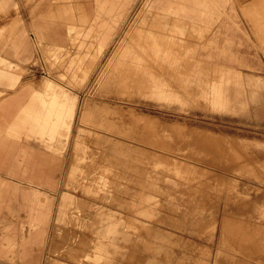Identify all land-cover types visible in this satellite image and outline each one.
I'll return each mask as SVG.
<instances>
[{
    "label": "rangeland",
    "instance_id": "1",
    "mask_svg": "<svg viewBox=\"0 0 264 264\" xmlns=\"http://www.w3.org/2000/svg\"><path fill=\"white\" fill-rule=\"evenodd\" d=\"M22 1L35 3L31 19L79 9L75 0ZM207 1L216 10L219 0ZM243 1L234 0L228 31L241 50L216 48L194 22L193 0H154L146 10L138 1L102 52L83 27L60 50L36 33L30 39L23 63L91 103L57 153L53 212L35 263L264 264V55L251 42L259 25L238 6ZM184 4L192 7L186 15ZM53 24L64 36L66 26ZM64 191L72 199L56 221ZM101 210L115 214L118 231L110 259L96 262L87 255L103 230Z\"/></svg>",
    "mask_w": 264,
    "mask_h": 264
},
{
    "label": "crops",
    "instance_id": "2",
    "mask_svg": "<svg viewBox=\"0 0 264 264\" xmlns=\"http://www.w3.org/2000/svg\"><path fill=\"white\" fill-rule=\"evenodd\" d=\"M138 1L146 10L154 0H65L77 3L79 9L49 10L35 13L31 19L26 15L35 8V3L26 7L22 0H0V14L6 11L10 14L7 21H0V264H39L34 261L36 250L46 239L53 212L52 193L62 166L57 153L70 138L79 104L74 88L54 77L40 78L23 63L32 54L30 39L34 40L36 33L42 40L50 39L51 48L60 50L67 47L65 40L71 43V31L83 27L82 36H92L97 50L102 52L114 40L123 19ZM193 2L194 22L208 29L216 48L241 50V43L231 42L228 35L234 0H219L216 10L207 0ZM238 6L259 25V35L251 42L256 54L264 55V0H244ZM191 8L184 4V14ZM53 23L66 26L64 36ZM83 55L84 51L80 50L72 57L78 59ZM210 55H215L213 49ZM24 69L29 72L22 75ZM79 137L78 133L74 142L76 153L83 150ZM74 175L75 170L71 169L68 179ZM71 199L67 191L62 193L55 212L56 221L66 217ZM144 212L147 217L154 216L153 209ZM100 215L103 230L93 255H87L96 262L110 259L108 247L115 246L118 231L113 212L101 210Z\"/></svg>",
    "mask_w": 264,
    "mask_h": 264
},
{
    "label": "bare ground",
    "instance_id": "3",
    "mask_svg": "<svg viewBox=\"0 0 264 264\" xmlns=\"http://www.w3.org/2000/svg\"><path fill=\"white\" fill-rule=\"evenodd\" d=\"M45 74V73H44ZM90 102H87V101H85V102H83V101H81V102H79V104L77 105V107H76V113H77V115H79L78 117H80L81 116V119L84 117V115H86V110L88 109L89 110V106H90ZM134 111V110H133ZM75 113V114H76ZM80 119V120H81ZM197 131H204L203 129H200L199 128V130L197 129L196 130V132ZM206 132L208 131V130H205ZM205 132V133H206ZM200 133V132H199ZM208 133H210V135H211V140H213V139H220L221 140V138H223L224 140L225 139H227V140H230V139H228V138H226V136H224V135H222L221 136V134H216V133H214V132H207V135H208ZM204 134V133H203ZM200 136H202V134L200 133L199 134ZM205 135V134H204ZM206 135V136H207ZM209 135V136H210ZM218 135H220V136H218ZM198 138V137H197ZM233 138V137H232ZM208 139H209V137H208ZM234 139V138H233ZM236 139V138H235ZM73 140V139H72ZM203 140V139H202ZM209 141H210V139H209ZM223 141V140H222ZM201 142V141H200ZM230 142H231V140H230ZM237 144V143H236ZM239 145V144H238ZM193 146H196L195 144L193 145ZM242 150V149H241ZM196 152V151H195ZM203 152V151H202ZM190 153H192V152H190ZM198 153V152H197Z\"/></svg>",
    "mask_w": 264,
    "mask_h": 264
}]
</instances>
